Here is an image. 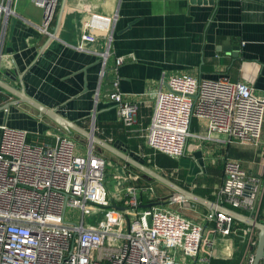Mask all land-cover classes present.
<instances>
[{
  "label": "built area",
  "instance_id": "obj_1",
  "mask_svg": "<svg viewBox=\"0 0 264 264\" xmlns=\"http://www.w3.org/2000/svg\"><path fill=\"white\" fill-rule=\"evenodd\" d=\"M33 1L43 8L40 28L50 38L57 37L52 24L60 0ZM16 3L0 0V44ZM87 29L83 43L97 39ZM77 47L86 49L82 44ZM123 61L124 57L117 58L107 96L116 104L121 121L131 126L140 106L121 89L118 66ZM5 93L1 88L0 94ZM0 108L9 110L1 101ZM195 117L204 119L211 133L228 135L230 143L258 145L264 135V92L257 95L248 81L226 76L209 79L173 73L167 87L156 92L145 131L147 145L183 157L195 135ZM53 134V143H33L28 130L0 123V264H211L219 238L232 235L240 240L224 247L231 255L241 247L239 264L254 263L255 227L218 211L205 212L203 221L194 220L171 208L154 185L137 183L140 175L128 174L126 167V172H118L111 191L106 185L112 165L108 158L94 147L83 154L76 139ZM224 173L217 203L260 219L262 177L230 156L224 157ZM173 199L184 201L176 195ZM68 207L80 210L81 219L70 218Z\"/></svg>",
  "mask_w": 264,
  "mask_h": 264
},
{
  "label": "crops",
  "instance_id": "obj_2",
  "mask_svg": "<svg viewBox=\"0 0 264 264\" xmlns=\"http://www.w3.org/2000/svg\"><path fill=\"white\" fill-rule=\"evenodd\" d=\"M61 2L52 24L54 32ZM42 21V7L33 0H17L0 44V77L18 89L25 88L30 96L57 108L81 126L94 127L99 135L104 132L101 126L121 122L116 104L107 95L113 86L117 58L124 57L118 66L120 86L140 106L135 123L126 125L124 132H128V139L144 137L145 145L135 151L129 143L117 139L118 148L144 159L150 157L144 149L150 148L145 131L151 122L156 92L167 87L171 74L190 73L209 79L226 76L232 81H248L257 95L264 92V0H218L215 4L190 0H68L57 37L51 40L40 28ZM86 26L95 34V41L82 42ZM80 44L86 49L78 48ZM4 90L7 93L0 94V101L6 105L16 96ZM8 109L4 112L0 108V123L7 121L12 127L28 130L30 142L53 143V133L69 135L27 103ZM192 132L195 135L188 140L185 155L178 159L179 168L170 171L178 180L180 170H187L188 189L197 190L202 178L201 186L208 188L207 180H211L206 197L217 202L226 156L240 159L264 180V135L258 145L230 143L228 135L211 133L206 121L197 117ZM83 139L86 153L79 149L87 154L91 146ZM109 140L115 139L109 136ZM111 161L108 169H114L116 179L124 167L128 174L136 173L120 159ZM139 180L141 176L136 182ZM184 202L188 208L193 206L194 212H202L198 218L186 215L203 221L202 215L209 210ZM223 239L219 238L217 253L224 249Z\"/></svg>",
  "mask_w": 264,
  "mask_h": 264
},
{
  "label": "water",
  "instance_id": "obj_3",
  "mask_svg": "<svg viewBox=\"0 0 264 264\" xmlns=\"http://www.w3.org/2000/svg\"><path fill=\"white\" fill-rule=\"evenodd\" d=\"M67 1L68 0H62L61 2L58 19H57V28L55 30L56 34L58 33L59 28L62 24ZM216 1L218 0H190L191 3H195V4H203V3L215 4ZM51 39L52 38H50V40ZM9 73L10 71H7V74ZM0 87L6 89L14 96H16V99L8 102L5 105L6 107H10L11 105H16L19 103H27L30 106L37 109L39 111L40 116H48L53 121H55L60 127L66 130L68 133L70 134L76 133L87 139L90 143L91 148L94 147L95 145L101 147L112 156L122 160L123 162L137 169L138 171L150 176L159 184L164 185L169 189L173 190L177 197L181 198L184 201H187V203L193 202L199 204L207 208L209 211H218L227 214L244 224L255 227L258 230V242L255 253V260L253 264H264V220L262 221L260 219L253 218L250 215L245 214L237 209L217 203L216 201H213L212 199L206 196H202L196 193L194 190L185 188L184 186L178 184L176 181L172 180L170 177L165 175L163 172L159 171L157 168L142 162L141 160L132 156L128 152L118 148L110 141L99 136L95 132L94 127L87 129L81 126L80 124H78L75 120L69 119L66 116L62 115L57 110V108L48 107L47 105L41 103L33 96H30L26 92L25 88L22 87L21 89H18L12 86L9 82H7L5 79L1 77H0ZM116 207L120 209H124L123 206L117 204Z\"/></svg>",
  "mask_w": 264,
  "mask_h": 264
},
{
  "label": "trees",
  "instance_id": "obj_4",
  "mask_svg": "<svg viewBox=\"0 0 264 264\" xmlns=\"http://www.w3.org/2000/svg\"><path fill=\"white\" fill-rule=\"evenodd\" d=\"M1 88V87H0ZM149 122V119L144 121L145 126H147V124ZM129 127V126H128ZM102 130L104 131L102 134H99L102 138L107 139L108 141L112 142L114 145H116L118 147V142L117 139H122L124 142L129 143V146L132 150H139V147L141 145H145V139L143 138H137V137H130V139H128V132L126 131V133L124 132L126 130V125L124 124L123 121L117 123V124H111V125H106V126H101ZM122 130V131H120ZM123 132V133H122ZM69 135L71 137H73L74 139H76V141H84L83 137L76 134V133H72ZM109 136L114 137V141L109 140ZM145 152L146 154L149 153L150 157L148 159H144L138 155H136L135 153L123 149L126 152H129L132 156L138 158L139 160H141L142 162L151 165L153 167H158L163 173H165L166 175H168L172 180L176 181L178 184L189 188V185H187L185 183V178L188 174L187 170L185 169H181L180 173H179V179L177 180L176 177H172L170 174V171L175 169V168H179L180 166V162L178 160V158L175 157H171L166 153L160 152V151H155L152 148H147L144 146ZM96 151L98 154H101L103 156H105L106 158L113 160V161H118V159L114 156H110L108 152H106L104 149H102L99 146H96ZM149 160V161H148ZM129 170L136 172L138 174H140L141 176V180H139V184H152L157 188V192L158 195L161 199L166 198L167 195H165L163 193V189H169L168 187L164 186V185H160L157 181H155L153 178H151L150 176L138 171L137 169L131 167L130 165H128ZM204 178L200 179L199 182V187L197 190H195L197 193L206 196L207 194H209V192L211 191L212 188V181L211 180H207L208 185L210 187L208 188H203L201 186V182ZM172 191V190H171ZM260 220H264V200H263V206H262V213L260 216ZM239 253L236 252V254L233 253V255L230 254V251L228 249H226V247H224L223 251L220 253H217L214 255V257H212L211 259V264H239L240 260H241V253H240V249Z\"/></svg>",
  "mask_w": 264,
  "mask_h": 264
},
{
  "label": "rangeland",
  "instance_id": "obj_5",
  "mask_svg": "<svg viewBox=\"0 0 264 264\" xmlns=\"http://www.w3.org/2000/svg\"><path fill=\"white\" fill-rule=\"evenodd\" d=\"M78 144H79V147H80L81 151H83V153H86L87 144L86 143H81V141H79ZM109 161L113 164V162L110 159H109ZM257 161H258V159H257ZM113 170H114L113 168H109L108 172H107V176H106V185H107L108 189L111 190V191L114 190L115 183H116V178L114 177ZM163 193L165 195H167L166 198H163V200L167 201V204H169V206L171 208L173 207L175 209H179L180 211L183 210V212H185V214L187 213L188 215H190V216H192L194 218H198L199 217V213L202 214V212H200L199 209H195L198 212L197 211L194 212L193 211L194 208L192 209L193 206L188 208V206L186 205V203L184 201H179L177 199L174 200L173 198L175 196V193H174L173 190L171 191V190H168V189H163ZM169 200L170 201L172 200V202H170ZM200 209L203 210V208H200ZM68 215H69V217L71 216V217H73L76 220H80L81 217H82V212L80 210H78V209H72L71 207H68ZM99 216H102V214H100ZM234 239L240 240L238 237L232 235V237L229 238V240L223 239L222 242H224L225 245L226 244H228V245L233 244L234 245V241H233ZM237 249H240V253L242 255L243 250L241 249V247H238V248L236 247L234 254H236V252L239 253V250H237Z\"/></svg>",
  "mask_w": 264,
  "mask_h": 264
}]
</instances>
